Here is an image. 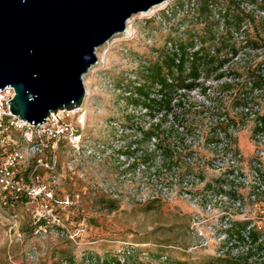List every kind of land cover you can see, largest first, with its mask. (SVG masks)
I'll return each mask as SVG.
<instances>
[{
    "label": "rangeland",
    "instance_id": "374dc122",
    "mask_svg": "<svg viewBox=\"0 0 264 264\" xmlns=\"http://www.w3.org/2000/svg\"><path fill=\"white\" fill-rule=\"evenodd\" d=\"M235 1L239 2L240 12L253 22L248 20L246 30L253 37L264 39L260 0ZM172 2L168 1L150 14L132 18L124 34L117 35L96 51L98 64L83 76L86 89L83 136L96 144H104L105 148L99 150L101 159L81 154L80 159L72 162L67 152L61 154L63 177L55 189L56 198L70 196L75 202L68 207H55L59 224L37 225L32 208L13 210L18 216L14 228L0 216V264H91V257L109 258L121 254L128 245L138 244L151 256L190 264H202L220 255H244L247 251V245L236 248L225 244L223 232L232 220L263 225L264 213L260 209H264L261 206L264 204V182L257 179L254 170L264 172V135L253 136L255 123L251 116L246 125L239 123L241 127L230 133L238 139L237 155L225 152V140L210 146L202 139L214 120L209 112L211 106L229 107L233 92L247 78V70L264 58V49L252 51L244 47L245 25L233 40L241 48L237 56L228 55L227 63L215 73H204L196 81L198 87L177 92L181 107L176 113L182 121L188 120L193 129L188 133L187 143H191L192 149L200 155H206L203 161L212 160V164L204 168L205 182L186 177L181 185L174 178L172 186L161 187L152 169H144L122 155L124 142L133 140L127 138L133 131L124 132L122 128L126 116H133L134 124L145 129L158 119L148 117L144 109L125 106L122 99L128 94L120 90V84L124 82L128 86L141 60H152L153 51L163 48L168 38H186L184 30L187 27L194 26L199 33L203 29V25L191 22L180 25L183 13L174 20L161 19ZM150 18L154 24H145ZM220 73L224 77L218 79ZM235 73L241 74L240 77ZM226 83L233 84V88L224 89ZM204 89L205 96L202 95ZM257 95L259 106H254L255 111L264 107V93ZM230 112L239 117L241 111L230 109ZM163 124L167 129L174 125L170 117ZM139 158L137 155L135 160ZM203 161L196 164L202 166ZM228 169L233 174L227 179L232 182L231 191L241 196L238 201L216 196V191H208L206 187L211 184L216 190V179L219 176L226 179L224 175L228 174ZM155 198L162 199L163 203L148 204ZM145 256L139 255L141 262ZM263 257L261 252L250 261L263 264Z\"/></svg>",
    "mask_w": 264,
    "mask_h": 264
},
{
    "label": "trees",
    "instance_id": "16d2710c",
    "mask_svg": "<svg viewBox=\"0 0 264 264\" xmlns=\"http://www.w3.org/2000/svg\"><path fill=\"white\" fill-rule=\"evenodd\" d=\"M238 6L239 2L235 0H173L166 12H163V16H160L161 19L174 20L183 13V18L178 23L182 25L184 22H191L198 26L203 25L201 33L191 26L184 30L187 34L186 38L179 40L168 38L163 48L153 51L155 56L152 60H141L138 70L133 72V80L126 79L129 81L128 86L124 82L119 86L120 90L128 94L122 99L126 102L125 106L134 110L144 109L148 117H152L153 120L158 119V122L145 129L139 128L137 123L134 124L133 116L127 115L126 123L122 124V128L124 132L133 131V135H127V138L133 140L124 142L122 155L127 159H133V163L144 169H152L161 187L172 186L174 178L181 185L186 177H195L204 183L206 180L204 168L212 164V160L203 161L206 155H200L192 149L191 143H187V137L193 129L192 125L188 124V120L182 121L176 113L181 107L177 92L191 91L198 87L196 81L204 73H215L227 63L228 55L231 57L238 55L241 48H238L233 40L243 25H245L242 32L244 47L252 51L264 49V39L253 37L246 30L248 20L251 24L253 22L251 18L247 19L249 16L240 12ZM259 7L264 13V0H260ZM145 24H154V20L150 18ZM235 75L240 77L241 74L235 73ZM246 76L244 84L238 85L240 87L233 92V100L229 107L211 106L209 112H212L214 120L211 121L208 132L202 136L210 146L218 145L223 140L227 141L225 152L236 153L235 155L239 151L238 139L230 133L232 129L241 127L239 123L246 125L247 120L254 116L253 136L264 135V107L254 110V106H259L257 94L264 93V58L258 61L254 68H249ZM223 77L222 73L217 75L218 79ZM232 88L233 84H224V89ZM202 95H206V89L203 90ZM230 109L241 111L240 116L231 115ZM168 117L174 123L169 129L163 124ZM149 144L152 147H149ZM143 145L147 148H143ZM137 155L140 158L135 160ZM197 161H203L204 164L199 166L196 164ZM258 171L264 182V172ZM226 173L232 172L228 169ZM215 183H217L216 190L211 184H206L208 191L225 193L234 199L241 197L236 192L222 190V185L228 183L223 176H219ZM181 191L187 190L181 188ZM161 200L155 198L148 204H162ZM261 206L264 207V204ZM248 224L244 221H232L226 231L228 241L233 240L238 243L235 247L239 244L248 245L249 248L244 255L213 257L212 260L202 264H258L250 260L259 253H264V222L261 230L254 225L255 223L247 230ZM144 249L139 244L128 245L121 254L116 253L109 258L91 257L89 260L91 264H154L155 261L157 264H190L187 261H172L164 256L154 257ZM139 255L147 256L141 262Z\"/></svg>",
    "mask_w": 264,
    "mask_h": 264
},
{
    "label": "water",
    "instance_id": "95a60500",
    "mask_svg": "<svg viewBox=\"0 0 264 264\" xmlns=\"http://www.w3.org/2000/svg\"><path fill=\"white\" fill-rule=\"evenodd\" d=\"M168 1L0 0V90L14 88L12 114L39 125L80 108L96 51Z\"/></svg>",
    "mask_w": 264,
    "mask_h": 264
},
{
    "label": "built area",
    "instance_id": "2783aa9c",
    "mask_svg": "<svg viewBox=\"0 0 264 264\" xmlns=\"http://www.w3.org/2000/svg\"><path fill=\"white\" fill-rule=\"evenodd\" d=\"M15 95L13 87L0 90V216L14 228L18 224V216L13 210L20 207L32 208L37 225L43 226L50 222L59 224L55 207H68L75 202L70 196L65 199L56 198L55 189L63 177L61 154L67 152L72 162L80 159L81 154L84 157L101 159L99 150H103L105 146L83 136L86 98L80 108L58 111L56 115L51 113L42 124L32 125L12 114L8 102ZM254 171L257 179L261 181L260 172ZM232 176V173L224 175L228 182L222 185V190L228 189L225 192H233L232 182L227 180ZM215 195L234 199L225 193ZM240 199L241 197L234 200ZM260 210L264 213V209ZM232 221L226 224L223 235L226 237L225 244L235 247L238 243L228 241L226 233ZM256 226L261 230L263 225ZM251 227L253 223L247 225V230ZM240 246L243 245L239 244L236 248Z\"/></svg>",
    "mask_w": 264,
    "mask_h": 264
},
{
    "label": "bare ground",
    "instance_id": "6f19581e",
    "mask_svg": "<svg viewBox=\"0 0 264 264\" xmlns=\"http://www.w3.org/2000/svg\"><path fill=\"white\" fill-rule=\"evenodd\" d=\"M166 3H167V2H165V3H163V4L159 5V6L154 7V8L151 9L148 13L150 14V13L154 12L155 10H157L158 8H162V7H164V6L166 5ZM144 14H146V13H142V15H144Z\"/></svg>",
    "mask_w": 264,
    "mask_h": 264
}]
</instances>
